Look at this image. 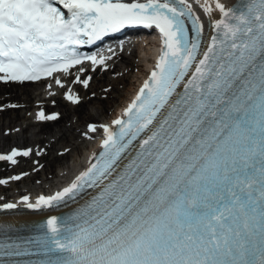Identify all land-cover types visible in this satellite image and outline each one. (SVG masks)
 <instances>
[{
    "label": "snow or ice",
    "instance_id": "snow-or-ice-1",
    "mask_svg": "<svg viewBox=\"0 0 264 264\" xmlns=\"http://www.w3.org/2000/svg\"><path fill=\"white\" fill-rule=\"evenodd\" d=\"M201 7L220 13L207 37L189 0H0L4 81L68 74L85 60L102 65L105 58L79 49L126 27L154 28L162 39L123 116L100 126L102 150L90 166L53 195L21 198L43 209L90 194L30 241L38 264H264V0ZM31 151L0 161L16 164ZM0 254L25 253L0 244Z\"/></svg>",
    "mask_w": 264,
    "mask_h": 264
},
{
    "label": "bare ground",
    "instance_id": "bare-ground-1",
    "mask_svg": "<svg viewBox=\"0 0 264 264\" xmlns=\"http://www.w3.org/2000/svg\"><path fill=\"white\" fill-rule=\"evenodd\" d=\"M228 1L230 2L229 6H231L232 3H235L237 0ZM200 2L202 3L201 0ZM217 11L218 10L214 11L212 15H215ZM202 12L205 14L207 20H211L212 16L210 17L204 11ZM219 18L220 17H218V19ZM147 40L148 39H146V44L143 47L149 49L151 45ZM145 55H148V53ZM145 55H139L135 58L136 56H132L131 53L125 58H122L120 62L111 61L102 64L98 68L96 65H93L87 69L88 72L86 74H84L85 71L81 72L79 69L77 72L69 75L67 74L60 79L64 84L63 88L56 83L52 85L51 88L43 87L41 90L37 88L40 84H0V150L3 149L7 141L9 145L14 146V148H19L17 146L25 144L23 143L25 142L23 141V135H25V133H29V135L25 136L26 141L29 143L28 148L32 149V153L28 157V160L17 162L14 167L15 174L10 176V178L7 177L9 182L6 185L12 187V191H15L11 196H25L32 192V190L34 192L41 188L47 189L52 186L54 187L52 193L61 191L62 181L67 177L70 179L74 176L84 163L90 150L87 147L90 141L89 134L83 129V125L81 126L78 120L74 119L77 116L75 109L78 106L67 99L66 93L70 90L73 95L78 96L81 101L85 102L89 99L88 92L95 83V77L97 75L114 72L119 74L112 79L114 87L128 80L129 88L126 92L129 90L131 91V88L143 73L144 67L148 64ZM132 58L135 64L134 67L137 70L135 72L136 75H130L128 67L124 65L118 66L124 59L131 60ZM135 62L138 63L136 64ZM139 67L143 69L141 70ZM97 71H103V73L96 74ZM88 73H92L93 76L89 80L88 86L85 87L82 81L88 79ZM77 76L80 77V83L76 82ZM97 80H99V78ZM102 82V80H99V83ZM126 92L124 96L128 97ZM125 99H123L122 102ZM116 103L117 100H113L109 108L111 109ZM92 104L95 106L89 105L88 114L89 118L95 119L96 122H89L87 128L90 124H96L98 127L108 119V115L103 111V102H100L98 106H96L95 103ZM36 108H40V111L55 108L57 110H54L52 115L54 113H60V117L56 120H40L38 118V112L35 110ZM64 118H66V122L59 125ZM52 126L53 128H51ZM48 128H51V130L45 132L44 130ZM24 150H27V148H24ZM10 152L11 151L7 154H10ZM53 160L57 162L60 161L58 172L54 178H48L47 176L51 174L48 172H50L53 166ZM25 173H27V175H23ZM15 176H21L22 178L20 180L11 179ZM17 181L24 185L23 191H17L15 189ZM29 185L30 188H27Z\"/></svg>",
    "mask_w": 264,
    "mask_h": 264
},
{
    "label": "rangeland",
    "instance_id": "rangeland-1",
    "mask_svg": "<svg viewBox=\"0 0 264 264\" xmlns=\"http://www.w3.org/2000/svg\"><path fill=\"white\" fill-rule=\"evenodd\" d=\"M143 49H147V48L143 47ZM133 58L131 60L130 59L123 60L120 64H118L119 67H120V65H124L125 67H128L129 71H130V75H136L135 72L137 71L136 68L134 67L135 64L133 63ZM135 58H137V57H135ZM135 63L137 64L138 62H135ZM118 66H117V69H118ZM139 69H141V68H139ZM118 75L119 74L117 72H114L113 74L108 73V74L97 75L95 77L94 85L91 87L90 91L88 92L89 99L85 102L80 101L78 103V107L75 109L77 112V116L74 119L78 120L79 124L81 126L83 125L82 127H84L85 129H86V125L89 122H96L95 119L89 118V114H88L89 105L92 106V105H94L92 103H95L96 106H98V105H100V102H103V105H102L103 109H104L103 111H105V113L110 117V116H112L113 112L116 111V108H118L122 104V100L127 98L124 95H125V92L129 88L128 80H126L124 83L118 84L114 87V83H113L112 79L117 77ZM98 78H99V80H102L103 82L99 83V80H97ZM135 86L133 85V87L131 88V91L129 90L128 92H126L127 93L126 95L129 96L131 93H133L135 90ZM41 87H43V86L40 85L37 88H41ZM113 100H117V103L113 107H111V109H110L109 106L111 105V102ZM50 110L53 111V110H55V108L50 109ZM71 118H73V117H71ZM65 122H66V118H64L63 121L61 123H59V125L64 124ZM51 128H53V126ZM51 128L45 129L44 131L49 132V130H51ZM30 130H32V129H30ZM25 135H29V133L28 134L25 133ZM25 135H23V141H25L23 143L26 144V145L24 144L25 145L24 148L26 146H29V143L26 141ZM8 144H9V142L7 141L6 145L3 147L2 150H4ZM2 150H0V151H2ZM53 162H54L53 166H52L50 172H48V173H51L50 175L47 176L48 178H51L52 177L51 175L56 174L57 168L60 164V161L57 162L56 160H53ZM14 167H15V164H12V163H1L0 164V179H5L7 177L10 178V176H13L15 174V168ZM17 186H18L17 190L22 191L21 189H23L24 185L18 183ZM27 188H30V185L27 186ZM14 192L15 191H12V187H10V186L8 187V185L5 186L3 184H0V196L1 197L3 195L4 196L12 195Z\"/></svg>",
    "mask_w": 264,
    "mask_h": 264
}]
</instances>
